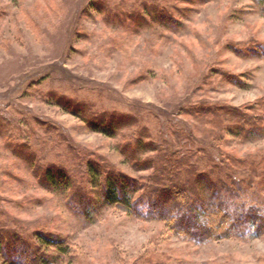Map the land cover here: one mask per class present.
Here are the masks:
<instances>
[{
	"label": "rangeland",
	"instance_id": "obj_1",
	"mask_svg": "<svg viewBox=\"0 0 264 264\" xmlns=\"http://www.w3.org/2000/svg\"><path fill=\"white\" fill-rule=\"evenodd\" d=\"M91 163L134 181L132 202L162 183L197 194L145 217L105 204ZM59 168L68 189L46 179ZM178 208L212 212L193 219L212 236L171 228ZM0 230L67 248L49 264H264L258 0H0Z\"/></svg>",
	"mask_w": 264,
	"mask_h": 264
},
{
	"label": "trees",
	"instance_id": "obj_2",
	"mask_svg": "<svg viewBox=\"0 0 264 264\" xmlns=\"http://www.w3.org/2000/svg\"><path fill=\"white\" fill-rule=\"evenodd\" d=\"M258 2L260 3V5L262 6V10L264 13V0H258ZM176 160H170V158L164 160L163 162L167 163V164H173L176 163ZM146 162V161H145ZM91 167H89L87 174H88V178L89 180L94 183V184H101L100 180H102V184L100 185V195L99 198L105 202V204H109V205H119L122 206L123 208H125L126 210H128L129 212L131 211H135V212H140L139 208L137 207L138 205H144V207H146L143 215L145 217H150L151 215H155L161 219L166 220L167 222L169 220H171L172 215L170 213V209H167V205L166 202L169 201L170 199V194L175 193L174 190L176 191V189H180V185L176 184L172 185L169 188H165L163 189L165 186V183H162V185H158V187H150L148 190L145 191L144 194H140L139 199L135 200L134 202H132V196H133V192L134 190H129L131 187H135L136 185L134 184V181H130V179L126 178V176L124 175H116L115 172L112 171H108L107 173L101 171V169L98 167H93L92 163L90 164ZM163 164L162 166H160V168L158 169L159 171L156 172L155 174H160L161 170H163ZM59 172L60 174L62 173L60 168H59ZM105 173V174H104ZM162 174V173H161ZM49 175V173H48ZM63 174H61L59 177V181H57V179H55V175L50 174V176H46V179L49 180L50 184H54L55 187L58 186H62V188L64 189H68L69 186L71 185L70 181H66V179L62 176ZM52 177V178H49ZM158 177V175H157ZM60 178H62V180H60ZM174 186V187H173ZM179 186V187H178ZM178 187V188H177ZM190 188L187 187V189H183L181 190V192H177V195H175L176 197L171 198V200H174L173 202L176 205H182L185 204V202H187L188 200H190V198H192L193 194L196 195L197 192H194L193 194H187V190H189ZM169 195H168V194ZM74 196L76 201L82 204V209L83 212L81 213V216L83 217H87L89 216V207H87V205H89L87 203V201H89V199L86 197V193L82 190H75L74 191ZM84 200H83V199ZM140 201V202H139ZM137 204V205H136ZM198 204V203H197ZM208 205V204H207ZM206 205V206H207ZM206 206H204L206 208ZM134 209H133V208ZM203 207V208H204ZM175 215L174 218L172 219L173 222H171L170 227L174 228L173 226L176 225V229L180 234L183 235H190L193 237H196L198 239H205L208 238L209 236L211 237L212 235V230L210 228L207 227H202L199 226L198 224H196L193 219V215L191 212H189L188 210H184L181 208H178L175 211ZM202 213H204V215H200L197 214L198 217L195 218V220H198L199 218H206L207 220H211V219H218L216 218V216H214V214L212 212H209L208 210L204 209V212L202 210ZM224 214V213H223ZM159 215V216H158ZM195 216V215H194ZM153 217V216H152ZM192 220H190V219ZM225 218V217H224ZM223 219V215L220 214L219 220L222 221ZM176 220H178L179 222H176ZM229 221V220H227ZM236 222V223H235ZM240 221L232 219V222H227V225L229 224V228L235 227L236 224H238ZM235 223V225H234ZM231 225V226H230ZM5 232V231H4ZM11 237L12 240H10L11 242H9V239H7L8 241L4 240L5 235H3V231L0 230V249L2 251V255L4 256V259L9 263V264H23V260H28L29 258V263L30 264H49L50 261L56 259V254L62 255L67 253V248L62 246V245H57L55 246V251L56 254H47V252H45L44 250L41 252H38L37 254L35 253L34 248H31L29 244L27 243H23V241L20 240V235L17 233H12L11 232ZM2 237V239H1ZM39 242L40 244L47 248L53 244H58L59 241H55V240H50L49 237L44 236L43 234H39ZM18 241V242H16ZM21 242V243H20ZM52 243V244H51ZM16 244H19L18 246H16ZM39 245V243L37 244ZM37 248V247H35ZM9 250L11 251L12 254H14V257L18 258L17 259H13L10 258L9 254H7L5 252V250ZM35 253V254H34ZM14 260V261H13Z\"/></svg>",
	"mask_w": 264,
	"mask_h": 264
}]
</instances>
